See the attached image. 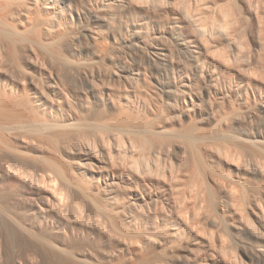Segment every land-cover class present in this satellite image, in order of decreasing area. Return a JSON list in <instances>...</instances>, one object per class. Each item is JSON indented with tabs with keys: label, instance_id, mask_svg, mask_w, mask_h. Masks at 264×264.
<instances>
[{
	"label": "rangeland",
	"instance_id": "rangeland-1",
	"mask_svg": "<svg viewBox=\"0 0 264 264\" xmlns=\"http://www.w3.org/2000/svg\"><path fill=\"white\" fill-rule=\"evenodd\" d=\"M25 4L40 44L0 75L36 73L65 125L2 134L50 206L40 228L0 201V264H264V0Z\"/></svg>",
	"mask_w": 264,
	"mask_h": 264
},
{
	"label": "bare ground",
	"instance_id": "bare-ground-1",
	"mask_svg": "<svg viewBox=\"0 0 264 264\" xmlns=\"http://www.w3.org/2000/svg\"><path fill=\"white\" fill-rule=\"evenodd\" d=\"M26 2L27 0H0L1 61H7L10 58L9 54L12 53L11 49H13V55L11 56L12 58L14 56L16 59L18 55L16 46L18 44H40L38 39L40 38V30L43 21L39 19L36 12H33L35 16V18H33L34 23L29 29L25 31L18 29V25L20 24L17 22V18L22 17V14H20L21 11L26 12L28 10L25 4ZM35 2L38 3V0H35ZM28 34H33L34 38L29 37ZM25 60L28 66L34 69L39 68L38 61L32 54H28ZM35 74L33 73V75H30L23 71L20 66H15L8 72L0 75V80H3L0 86V201L7 209L13 208L25 222L42 228V225H44L46 221L44 217L45 211L49 210L50 198L47 199L48 201H46V199L44 201V199L41 198H44V196L40 186L34 185L31 178L23 176L22 170L17 165V160H24V157L12 153V151L7 148L8 144L2 139V134L4 132H10L12 130L23 131L28 127L40 130L49 128L51 125H65L52 122L46 116L40 115V109L36 103L40 105V98L46 99V97L44 92L39 88L41 83L37 80L38 75ZM52 106H54V103H52ZM60 138V135L52 134L46 139V145L54 146V144L60 142ZM2 145H4V147H2ZM62 173L63 172L58 171L59 176H64V173ZM50 182H54L58 187L56 179L50 180ZM20 191H25L29 194V203L20 202L16 199L15 195ZM58 200L59 198L54 195V199L51 201L56 203L59 202ZM26 205H30L29 208L31 207V209L37 207V211L30 213ZM8 221H10L8 214L0 209V222L6 223ZM51 227L53 226L51 225ZM53 229L57 234L62 233L57 227H53ZM1 231L2 230H0V232Z\"/></svg>",
	"mask_w": 264,
	"mask_h": 264
}]
</instances>
